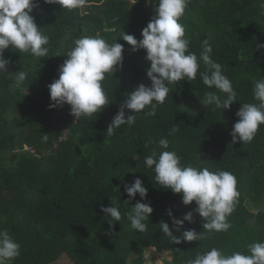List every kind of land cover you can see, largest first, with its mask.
I'll list each match as a JSON object with an SVG mask.
<instances>
[{
    "label": "trees",
    "instance_id": "obj_1",
    "mask_svg": "<svg viewBox=\"0 0 264 264\" xmlns=\"http://www.w3.org/2000/svg\"><path fill=\"white\" fill-rule=\"evenodd\" d=\"M38 3L31 15L49 37L48 56L10 47L3 53L9 64L0 73V230L20 245V255L5 264H57L63 256L70 264H145L150 250L168 253L170 264H186L213 247L224 254H248L250 244L264 242V125L248 143L233 142L231 135L242 104L256 102L253 80L264 79L261 0H189L179 19L188 50L198 59L202 41L209 39L211 59L222 65L237 93L228 110L203 103L205 92L225 94L203 84L200 72L206 66L201 61L194 80L168 85L169 94L155 116L146 115V107L133 125H122L112 136L107 128L127 94L141 83L151 85L146 52L133 51L121 38L125 32L142 39L154 4L86 0L82 8L69 10ZM97 33L109 44L118 40L124 45L123 65L102 81L110 103L97 114L73 119L69 105L50 107L47 85L58 78L73 41ZM17 71L27 74L21 86L15 83ZM125 113L134 114L128 109ZM161 138L169 141L166 150L175 151L182 165L235 176L239 197L227 217V232H206L195 202L184 205L182 194L157 184L144 160L154 150H164L158 144ZM136 178L148 190L144 199L138 193L132 199L124 190ZM137 201L153 208L144 232L133 229L127 218ZM111 203L121 220L109 225L110 217L101 208ZM169 209L177 219L192 211L193 221L176 231ZM163 222L175 236L182 238L185 230L194 229L205 239L175 244L162 232Z\"/></svg>",
    "mask_w": 264,
    "mask_h": 264
},
{
    "label": "clouds",
    "instance_id": "obj_2",
    "mask_svg": "<svg viewBox=\"0 0 264 264\" xmlns=\"http://www.w3.org/2000/svg\"><path fill=\"white\" fill-rule=\"evenodd\" d=\"M85 2L86 0H44V3L59 4L69 10L82 8ZM150 2L154 4L155 14L142 29V39L138 41L134 35L125 32L121 39L131 45L133 51L143 49L146 52L145 59L150 61L146 75L151 85L141 83L127 94L126 101L120 104L119 111L107 128L109 136L114 135L122 125H133L136 114L146 107L149 108L146 115L155 116L158 105L163 104L169 94L168 85L185 78L188 81L194 80L201 61L206 66L200 72L203 84L225 94L222 97L217 92H205L203 103L228 110L237 101V93L229 78L223 74L222 65L210 57L212 47L209 39L202 41L199 59L188 50L189 40L185 38V28L179 23V19L189 0ZM36 7H39L38 0H0V73H5L9 64L3 53L10 47L38 58L48 56L46 45L49 44V37L42 34L31 15ZM261 10L264 12V0H261ZM117 41L109 44L99 33L76 38L73 41L74 46L65 54L67 59L58 69V78L47 85L53 102L50 107L67 104L70 106L71 115L77 120L81 116L97 114L105 108L110 101L102 81L106 73H115L117 67L122 68L123 65L124 45ZM26 78L24 71L15 72L17 86H21ZM253 85V98L256 102L243 103L236 112L239 119L231 131L233 142H251L260 125H264V79L253 80ZM125 109L134 114L126 115ZM178 130L173 128L172 132ZM158 144L164 150L159 153L154 150L144 160L146 166L154 170L157 184L170 189L174 194H182L184 205L195 202V212L203 218V229L206 232H227L231 228L227 217L234 212L239 197L235 176L229 171L212 172L208 168L182 165L181 157L175 151L166 150L169 148L166 138L159 139ZM124 190L132 199L137 193L142 199L147 197L148 190L140 178H136L130 185L125 184ZM101 211L110 217L109 225L121 220V213L113 204L102 206ZM152 212L153 208L149 203L137 201L127 214L131 227L140 232L146 231L147 225L144 221L149 220ZM168 215L173 217L170 209ZM185 221H193L192 211L187 212L182 219L173 217V229L179 231ZM161 230L175 244H180L182 239L187 242L205 239L203 232L197 233L194 229L185 230L182 238L175 236L166 222L161 224ZM19 255L20 245L7 230H0V264H5ZM186 264H264V242L250 244L248 254L240 251L224 254L213 247L198 253L195 259L188 260Z\"/></svg>",
    "mask_w": 264,
    "mask_h": 264
},
{
    "label": "rangeland",
    "instance_id": "obj_3",
    "mask_svg": "<svg viewBox=\"0 0 264 264\" xmlns=\"http://www.w3.org/2000/svg\"><path fill=\"white\" fill-rule=\"evenodd\" d=\"M73 118H75L73 116ZM255 211V209H253ZM145 264H170V255L168 253H160L153 250L148 251L144 255ZM57 264H70L66 257H61Z\"/></svg>",
    "mask_w": 264,
    "mask_h": 264
},
{
    "label": "bare ground",
    "instance_id": "obj_4",
    "mask_svg": "<svg viewBox=\"0 0 264 264\" xmlns=\"http://www.w3.org/2000/svg\"><path fill=\"white\" fill-rule=\"evenodd\" d=\"M12 145V144H11Z\"/></svg>",
    "mask_w": 264,
    "mask_h": 264
}]
</instances>
